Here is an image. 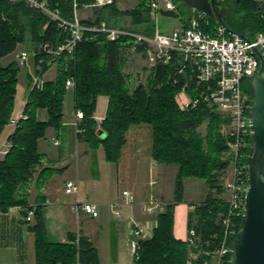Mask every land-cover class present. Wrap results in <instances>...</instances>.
Listing matches in <instances>:
<instances>
[{"label":"trees","instance_id":"16d2710c","mask_svg":"<svg viewBox=\"0 0 264 264\" xmlns=\"http://www.w3.org/2000/svg\"><path fill=\"white\" fill-rule=\"evenodd\" d=\"M50 9L60 10L63 17L73 16L72 0H46ZM94 0H78L79 8L91 5ZM178 8L185 7L176 0ZM227 8L225 24L237 34L253 40L264 32V3L256 0H221ZM116 2L109 7L114 12L131 18V31L151 36V20L145 0L131 10L119 11ZM98 19L82 20L89 26L98 24ZM211 28L220 25L210 18ZM227 35L232 34L227 30ZM67 32L43 12L28 7L22 1L0 0V136L11 123L15 108L20 67L13 60L2 65L1 60L14 54L19 45L29 43L33 54L34 67L43 60L41 75L57 63L59 72L54 80L44 81L43 88L30 90L23 107V115L7 137V152L0 159V212L13 207L22 209L26 221L32 204L36 205L29 229L35 235L36 264H100L99 254L93 243L83 234L68 233L66 243H50L46 238L45 219L42 206L29 203L26 188L41 164L39 141L46 131L52 128L59 133L63 126L64 99L67 93L66 81L75 76L77 86L74 92L75 109L84 114L79 122L78 140L87 142L91 149L103 146L107 162L117 164L126 144V134L132 126L148 125L153 129L152 157L158 164L175 165L178 171L175 178L174 201L181 202L184 194V181L194 178L207 182L209 193L206 199L194 207V226L202 242L220 237L219 216L222 208L219 195L224 192L220 178L229 162L221 160L227 149V138L220 134L225 122L213 107L201 101L196 107L180 109L176 96L185 88L184 76L177 75L174 64H158L153 68L147 84L130 89L123 72L125 53L132 48L146 57L145 46L137 44L134 38L120 37L110 42L105 53L100 45L107 40L103 35L86 32L77 48L75 61L66 60V55L56 56L55 51L66 41ZM51 62L49 65L48 63ZM245 89L251 94L250 80ZM194 96L191 88H186ZM108 97V106L100 125L94 119L97 100ZM39 110H45L47 120L40 121ZM208 121L206 134L202 136L198 128ZM104 133V138L98 132ZM251 150V138L247 153ZM46 169H43L45 171ZM42 171V172H43ZM223 173V174H222ZM175 203H169L158 216V226L151 239L141 243L139 258L134 264H186L188 248L185 241L174 235ZM192 214V213H191ZM27 222V221H26ZM243 217L238 220L236 233L242 228ZM202 256L196 264L204 262Z\"/></svg>","mask_w":264,"mask_h":264},{"label":"built area","instance_id":"2783aa9c","mask_svg":"<svg viewBox=\"0 0 264 264\" xmlns=\"http://www.w3.org/2000/svg\"><path fill=\"white\" fill-rule=\"evenodd\" d=\"M22 1L28 7L39 10L48 15L51 20L58 23L60 28L67 32L66 41L55 51L51 52L53 59L65 54L66 60L75 61L77 48L86 32L103 35L107 42H116L120 37H131L137 44L145 46L147 62L151 67L158 64H174L177 75L184 76L186 102L183 109L194 108L203 101L208 106L216 109L224 119L221 133L227 138V149L224 154L229 162L222 179L224 192L219 196V204L222 208L219 216L221 234L214 239L203 241L194 226L190 227L185 240L188 248L186 264H196V261L204 256L206 259L201 264H228L236 236L238 220L244 216L245 190L247 187L246 164L249 153V137L251 138L250 106L252 95L245 89L246 80L257 72L260 61L253 52L258 48L264 57V32L258 34L248 43L239 35H227V30L216 25L213 33L207 31L211 28L210 18L201 12H196L188 18L187 24L164 32L160 28V16L163 13L177 14L178 4L176 0H145V6L151 20L152 35L139 34L126 28L114 27L107 22L86 26L82 24L78 0L73 2V16L67 19L62 16L60 10H52L46 0H12ZM115 0H94L91 5L84 8L101 9L114 4ZM19 64L28 65V53L22 51L16 55ZM43 60L34 67L30 74V90L43 88L44 75H41ZM49 65L51 62L48 63ZM77 79L70 76L66 81V88L75 92ZM186 88H191L194 96L187 93ZM76 133L78 125L84 114L75 109ZM20 118H25L23 109L17 119H12L11 125L15 128ZM13 128V129H14ZM8 148V146H7ZM7 148L2 151L4 155ZM157 184L155 179L151 185ZM68 194L78 195L79 185L75 181H68L65 185ZM124 200L111 204V208L118 219H122L121 208L135 206L141 207L144 214L152 219L138 220L131 214L128 218L127 237L133 260L139 258L141 243L153 237L158 226V216L165 211L168 203L155 196L146 202H138L129 191L122 192ZM73 208L77 214L84 212L92 217L99 216L96 204L80 202L77 200ZM36 205L28 211L27 222H32Z\"/></svg>","mask_w":264,"mask_h":264},{"label":"crops","instance_id":"0c3cea01","mask_svg":"<svg viewBox=\"0 0 264 264\" xmlns=\"http://www.w3.org/2000/svg\"><path fill=\"white\" fill-rule=\"evenodd\" d=\"M256 1L264 3V0ZM115 2L114 6L119 11L134 9L139 4V0H137L133 4L129 3L130 7H127L128 3L124 2L126 7L123 8L119 7V0H115ZM84 10L86 11H84L83 16H86L87 8ZM226 11L227 8L224 7L222 13L225 16H227ZM88 12L90 14L86 16L87 20L98 19L114 27L132 28L131 18L127 15L123 16L119 12H114L112 7L89 9ZM193 13L194 10L186 8L184 10L178 9L177 14L163 13L162 15L167 19L177 17L178 26L176 28H179L187 24L188 18ZM122 22L126 23L125 27L121 26ZM11 61L13 59L9 62ZM31 67L33 72L34 60H31ZM31 71L28 66L24 87L22 88L23 92L19 95L18 100V92L15 97V106L16 104L20 105L21 101V109L18 114L23 109L30 92ZM55 76L56 74L51 79H46L45 77L44 79L45 81H52ZM66 96L64 105L66 104ZM101 99H104L102 101L103 106L105 102L106 109L105 111L103 109L102 113L95 112L94 119L97 122L104 119L108 106V97L106 96H100L97 100V105ZM18 114L14 113L13 119H17ZM37 117L40 121L47 120L46 111L39 110ZM49 130L51 131L47 132ZM47 131L44 137L47 139L39 141V152L42 154L41 164L37 167L33 181L26 188H23L28 195L30 204L36 202L42 206L47 240L50 243H66L68 233L83 234L96 247L100 264H134L127 237L128 218L132 213L138 220L147 221L152 219V217L144 214L139 206H135L133 210L124 206L121 208L123 217L118 219L111 208V204L124 199L121 194L119 195V190L116 193L114 192L113 180L116 179L117 183L120 178L126 179L130 186L128 190L138 202H146L150 196L166 201L163 184H165L166 180L172 178L175 184L178 167L176 166L175 171L173 170L175 172L173 174L170 169L175 165H163L154 161L152 157L153 129L148 125L132 126L128 130L126 134L127 141L123 148L121 159L117 164L106 161L103 148L91 149L87 142L78 140V138L76 139L75 149L68 153L66 147L63 148V143L59 137L60 134H63L62 131L57 133L52 128L47 129ZM8 135L4 137L1 144L0 155L2 154V156L0 159L4 158L2 151L9 145L7 141ZM150 138L151 154L142 149L145 145L148 147ZM50 141L54 142V146L57 149L52 148V151L50 150ZM144 153L150 154L151 161H147L148 157H143ZM73 158H75L74 164L71 161ZM73 166L74 171H71ZM43 169L46 170L43 171ZM146 170L157 181L156 185L149 186L147 183L145 185L142 183L141 178ZM52 177H58V181L51 186L50 180ZM68 181L78 183V195L66 193L65 185ZM185 181L182 201L178 203L174 201V189L170 199V203H175L174 235L182 241L187 238V232L190 229V216L194 211V207L198 204L184 200L186 192ZM208 193L209 188L205 199ZM77 200L96 204L99 216L92 217L84 212L77 214L73 208ZM178 207L179 209L181 207L184 208L178 211ZM177 227L180 228V231H178ZM184 228H186V234H184ZM0 264H36L35 235L29 229V224L25 221L20 207H13L7 212H0Z\"/></svg>","mask_w":264,"mask_h":264},{"label":"water","instance_id":"95a60500","mask_svg":"<svg viewBox=\"0 0 264 264\" xmlns=\"http://www.w3.org/2000/svg\"><path fill=\"white\" fill-rule=\"evenodd\" d=\"M179 1L185 7L216 20L232 35H239L226 26L221 0ZM240 36L250 43L249 38ZM100 47L107 53L110 44L102 43ZM253 52L260 65L250 80L251 150L246 164L243 225L235 236L228 264H264V57L258 48H253ZM98 134L104 137L102 131Z\"/></svg>","mask_w":264,"mask_h":264},{"label":"rangeland","instance_id":"374dc122","mask_svg":"<svg viewBox=\"0 0 264 264\" xmlns=\"http://www.w3.org/2000/svg\"><path fill=\"white\" fill-rule=\"evenodd\" d=\"M135 1L137 0H119V7H123L125 8L130 7L129 3L133 4ZM124 2L128 3V5H124ZM86 8H83V12L82 10L80 11V17L82 20L86 19V16H88L90 14L89 9H87L86 12V16H83L84 10ZM160 28L162 31L166 32V31H172L174 28H176L178 26V18H170L167 19L166 17H164L163 15L160 16ZM121 26L125 27L126 23L122 22ZM22 51H26L28 53V65H20L17 59V54H19ZM125 61H124V66H123V72L126 76V80H127V84L129 86V88L132 90L134 89L136 86L140 85V84H147V79L149 74L152 72L154 67H151L149 65V63L147 62V58L143 57L140 53L138 54L137 52H135L134 48H132L131 50L127 51L125 53ZM15 60L18 63V66L21 68L20 69V73H19V82L17 84V92H18V97L17 100L19 98V95L22 94V88L24 87V83H25V75L28 69V66L30 68V71L33 69L31 67V60L33 61V54L30 51V46L29 43H25V44H21L19 45L16 53L12 54L10 57L4 58L1 60L2 65H7L9 63L10 60ZM32 72V71H31ZM59 72V66L57 63H54L52 66L49 67V69L45 72V78L46 79H51L54 77L55 74H57ZM17 94V93H16ZM74 91L73 89H67V96H66V104L64 105V118H63V126L60 130V132L62 131V135L60 134V140L63 143V148L66 147V150L68 153H71L72 150L75 149L76 143H77V133H76V127H75V117H74V112H75V98H74ZM104 99H101L96 107V112L97 113H102L103 109L105 111L106 109V104L104 102V106H103V101ZM176 100H177V104L179 105L180 109H183L182 105L186 102V94H184L182 91L176 96ZM17 102V101H16ZM21 105V101L19 103ZM20 105L16 104L15 108H14V112H13V116L14 113L17 115L18 112L20 111L21 107ZM22 111V110H21ZM74 111V112H73ZM218 112V111H217ZM21 113V112H20ZM220 114V113H219ZM19 115V114H18ZM221 115V114H220ZM13 119V117H12ZM101 122V121H100ZM100 122H97L100 125ZM207 124L208 121H205L199 128H198V132L202 135L205 136L206 134V129H207ZM223 125V124H222ZM13 126L11 125V123L4 129V131L2 132L1 136H0V147L1 144L4 140V137L10 133H12L13 131ZM221 129L222 126L220 128V134L221 133ZM51 130L47 131L50 132ZM51 134V133H50ZM48 136V135H47ZM104 138V137H102ZM44 140H46L47 138H43ZM42 139V140H43ZM50 145L51 148L50 150L52 151L53 149H57L54 146V142L50 141ZM148 147H146V145L144 147H142V149L145 152H149L151 154V138L148 141ZM98 148H103L102 145H99ZM97 148V149H98ZM5 150V149H4ZM3 150V151H4ZM102 150V149H100ZM97 152V151H96ZM105 152V151H104ZM225 150L222 152L221 154V160L224 162L226 161V155L224 154ZM149 153H144L143 157H148L149 159L147 161H151V156ZM2 156V154L0 155V157ZM122 156V155H121ZM4 157V155H3ZM145 157V158H146ZM74 160L75 158H73L71 161L74 164ZM82 165V163H81ZM176 166H174L173 168L170 169V172H173V174L175 173ZM96 170V167H95ZM174 170V171H173ZM71 171H74V166L71 169ZM225 173V172H224ZM71 174V173H70ZM223 174V173H222ZM224 175V174H223ZM223 175L220 178V184H224L225 180L222 179ZM169 177V176H168ZM170 178V177H169ZM151 179H153V177H151V174L148 173V170H146V172L144 173V175L141 178L142 183L145 185V183H147L149 186L151 185ZM187 180V179H186ZM58 181V177L54 178L52 177L50 180V184L51 186L56 183ZM113 184H114V192L116 193L117 190H119V195H122V192L124 190L129 191L128 189L130 188V186L128 185V181L124 178H120L119 181H117L116 183V179L113 180ZM174 180L173 178L170 180H166L165 184H163V187L165 189V197H166V203H170V199L172 197L173 194V189H174ZM208 184L206 181L204 180H200V179H194V178H190L187 181H185V196H184V200H186L187 202H194V203H202L203 199H205V195L206 192L208 190ZM130 192V191H129ZM131 193V192H130ZM219 196H222L221 194H218ZM151 197V196H150ZM150 197L147 199L150 200ZM161 199V198H160ZM198 204H196V207H198ZM184 207H181V209H179L178 207V211L183 210ZM127 210V209H126ZM150 216V215H149ZM196 220V213L193 211L191 214V223H194ZM192 227V226H191ZM178 228V231H180V228ZM183 228V226H182ZM181 228V229H182ZM184 234H186V228H184ZM188 234V232H187Z\"/></svg>","mask_w":264,"mask_h":264},{"label":"flooded vegetation","instance_id":"af4514ba","mask_svg":"<svg viewBox=\"0 0 264 264\" xmlns=\"http://www.w3.org/2000/svg\"><path fill=\"white\" fill-rule=\"evenodd\" d=\"M222 7H223V9H224V5L222 4Z\"/></svg>","mask_w":264,"mask_h":264}]
</instances>
